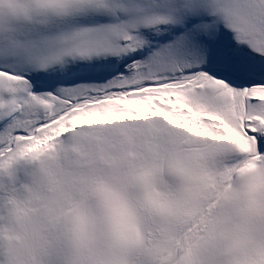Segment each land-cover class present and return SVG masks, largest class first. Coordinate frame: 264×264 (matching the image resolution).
<instances>
[{"label": "snow or ice", "instance_id": "obj_1", "mask_svg": "<svg viewBox=\"0 0 264 264\" xmlns=\"http://www.w3.org/2000/svg\"><path fill=\"white\" fill-rule=\"evenodd\" d=\"M0 264H264V0H0Z\"/></svg>", "mask_w": 264, "mask_h": 264}]
</instances>
